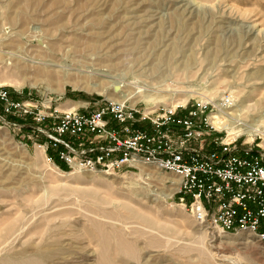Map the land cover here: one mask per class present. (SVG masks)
Wrapping results in <instances>:
<instances>
[{"label": "rangeland", "instance_id": "rangeland-1", "mask_svg": "<svg viewBox=\"0 0 264 264\" xmlns=\"http://www.w3.org/2000/svg\"><path fill=\"white\" fill-rule=\"evenodd\" d=\"M5 34L15 43L1 46L0 87L12 99L58 108L109 100L111 89L34 76L65 64L67 79L98 67L130 91L151 88L156 100L138 105L167 106L192 87L213 100L234 90L245 119L264 113V0H0ZM14 63L24 77L8 80ZM38 143L31 120L0 106V264H264V242L199 226L177 202L172 174L51 173Z\"/></svg>", "mask_w": 264, "mask_h": 264}, {"label": "built area", "instance_id": "built-area-1", "mask_svg": "<svg viewBox=\"0 0 264 264\" xmlns=\"http://www.w3.org/2000/svg\"><path fill=\"white\" fill-rule=\"evenodd\" d=\"M83 104L60 110L12 99L0 87L2 113L32 121L48 164L91 173L140 166L170 173L179 179L177 202L199 226L264 242V147L259 134L248 140V132L231 130L253 118H244L229 93L215 100L196 95L174 107Z\"/></svg>", "mask_w": 264, "mask_h": 264}, {"label": "bare ground", "instance_id": "bare-ground-1", "mask_svg": "<svg viewBox=\"0 0 264 264\" xmlns=\"http://www.w3.org/2000/svg\"><path fill=\"white\" fill-rule=\"evenodd\" d=\"M21 6V5H20ZM19 15V14H18ZM13 18H14V15H13ZM8 19V18H7ZM9 19H11V18H9ZM12 20V19H11ZM14 21V20H13ZM101 28V27H100ZM93 29V28H92ZM2 33H3V31H2ZM5 33H8V32H6L5 31ZM11 35V34H10ZM27 35V34H26ZM103 35H104V33L102 32L98 37H95V42L97 43L100 39H102L103 38ZM6 37H8V36H6V34L5 35H3V37L2 38H0V59H3V57L5 56V55H7L5 52H3V50L1 49V46L2 45H4V44H13V43H15V41H14V39H9V40H5L6 39ZM14 38V37H13ZM17 38V37H16ZM30 38V37H29ZM16 41H17V39H15ZM77 40V39H76ZM18 42V41H17ZM100 42V41H99ZM94 43V42H93ZM95 44V43H94ZM53 45L55 46L56 44L53 42ZM11 46V45H10ZM5 48V47H4ZM99 52V51H98ZM108 52V51H107ZM14 54H15V52H14ZM14 54H12L13 56H14ZM108 54V53H107ZM12 55H10L12 58H13V56ZM16 55V54H15ZM18 56V55H17ZM16 57V56H15ZM19 57V56H18ZM111 57V56H110ZM8 58V59H7ZM12 58H10L9 56L8 57H6V59H5V62L6 61H8L9 59H12ZM17 58V57H16ZM26 58V57H25ZM18 59V58H17ZM20 59V58H19ZM13 60V59H12ZM14 60H15V58H14ZM30 60V59H29ZM38 60V62H35V61H37ZM37 60H35L34 62H35V64H41V65H43V66H47V64H42L41 63V59H37ZM10 61V60H9ZM50 62V60H47V62ZM52 62V61H51ZM50 62V63H51ZM97 62H98V60H97ZM11 63V61L8 63L7 62V64H9V65H11L10 64ZM101 63V61H99V64ZM34 64V63H33ZM52 64V63H51ZM57 64H60V63H57ZM63 64V63H62ZM187 64V63H186ZM4 65V64H3ZM5 66V65H4ZM17 65H16V63H14V64H12V67L14 68H16V70H14V75L11 73L12 72V70H11V72H10V70H9V72L11 73V74H9V72H8V74L7 75H9V76H7L6 74V76H7V78H8V80H9V78L11 79V80H13V79H15V77H17V79H19L18 78V76H21V77H24V73H22V71L21 70H19V69H17V67H16ZM50 66V65H49ZM52 66V65H51ZM55 66V65H54ZM58 68H59V70L58 71H56V72H49V69H47L46 70V68H44V70H42V72H40V71H36V73H35V77H37V78H40V79H42L43 81H45L46 83H47V85H50L51 83H53V79L55 80V83L57 84V86L58 85H64V84H66L67 82H71L70 84H72L74 87H78V86H80V87H82V88H84V89H86V90H89V91H99V92H104L105 90H108V89H111L110 91V93L107 91V98L110 100V101H113V102H124V101H126V100H130V103L133 105V104H135V102L139 99V98H144V99H146V100H148V101H155L156 100V97L155 96H153V93H154V91L153 90H150V89H147V87H145V86H136L135 88H134V90L133 91H130L129 89H126V86L125 85H123V83H121L120 81H118V80H116V76H113V75H111V73H109L108 71H100L99 69H95V68H93V69H91L90 71H86L85 70V72H82V71H80V70H78V75H80V77L78 76H76L77 78H68L67 79V76H68V71H66L65 69H64V67L66 66L65 64H63V65H56ZM11 67V66H10ZM9 67V68H10ZM48 67V66H47ZM67 67V66H66ZM4 68H6V67H4ZM14 68V69H15ZM43 69V68H42ZM107 69V68H106ZM6 71H7V69H6ZM4 71H2L1 73H2V75L4 76V73H3ZM60 75H61V78H60ZM55 76H57L58 78H56L55 79ZM100 78L102 79V78H106V80L105 81H103V80H100ZM5 79V78H4ZM17 79H16V81H17ZM137 79V78H136ZM19 81V80H18ZM21 81V80H20ZM124 81V80H123ZM11 82V81H10ZM0 83H1V81H0ZM17 83V82H16ZM19 83V82H18ZM17 83V84H18ZM135 83V82H134ZM136 85H137V83H136ZM134 87V86H133ZM187 88H189V87H187ZM195 89H199V88H195ZM207 89L205 88H202V91L203 92H205ZM175 91V90H174ZM177 91V90H176ZM201 90L199 89V90H192V87H190V90L189 91H177L176 93H184V95H185V98L183 99V98H181L182 100H180V99H177V97L176 96H173V97H171L170 98V100H172V101H170V105L171 106H176V105H178V104H185V102L187 101V99L189 98V96H193V94H195V95H203L202 94V92H200ZM211 92V91H210ZM235 91L233 90L232 92H229V95H230V97L232 96L233 97V99H234V101L235 102H237L236 100H235V98H234V94H236V93H234ZM168 99V98H167ZM177 99V100H176ZM69 104H70V102H68ZM243 104V103H242ZM242 104H240V105H238V111L239 112H241L242 113V109L243 108H245L246 107V105L245 106H243ZM82 105H84L82 102L80 103V102H72V104H70V105H65L64 107H60L59 109L60 110H73V109H76L77 107H80V106H82ZM249 106V105H248ZM246 109V108H245ZM260 118L259 119H253V123H251V124H246L244 127H242L241 129H231V130H235L234 132H248V140H252L253 138H254V136H256V135H258V134H260V135H263L264 136V129H263V127H264V115H262V116H259ZM262 136V137H263ZM37 157H41V155H43V153H42V150L39 148V147H37ZM46 165V164H45ZM47 166V165H46ZM141 167V166H140ZM49 170L51 171V173H54V172H56V173H58V171H59V169L55 166V165H50L49 164ZM149 169V168H148ZM49 171V172H50ZM142 171V170H141ZM49 175H52V174H49ZM69 175V174H68ZM13 180V179H12ZM177 184V183H176ZM178 189V186H177V188H176V190ZM219 233V232H218ZM218 233H215L216 235L218 234ZM219 235V234H218ZM218 237V236H217ZM221 237V236H220Z\"/></svg>", "mask_w": 264, "mask_h": 264}, {"label": "trees", "instance_id": "trees-1", "mask_svg": "<svg viewBox=\"0 0 264 264\" xmlns=\"http://www.w3.org/2000/svg\"><path fill=\"white\" fill-rule=\"evenodd\" d=\"M13 120V118H11ZM16 121V119H14ZM18 120V119H17ZM19 121V120H18ZM58 164V163H57ZM61 169L66 170V168L62 164H58Z\"/></svg>", "mask_w": 264, "mask_h": 264}, {"label": "crops", "instance_id": "crops-1", "mask_svg": "<svg viewBox=\"0 0 264 264\" xmlns=\"http://www.w3.org/2000/svg\"><path fill=\"white\" fill-rule=\"evenodd\" d=\"M82 103H83V101H82Z\"/></svg>", "mask_w": 264, "mask_h": 264}]
</instances>
